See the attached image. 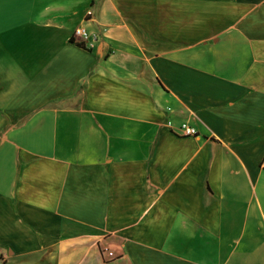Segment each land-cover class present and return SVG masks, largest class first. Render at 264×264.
<instances>
[{"label": "crops", "instance_id": "obj_1", "mask_svg": "<svg viewBox=\"0 0 264 264\" xmlns=\"http://www.w3.org/2000/svg\"><path fill=\"white\" fill-rule=\"evenodd\" d=\"M263 156L264 0H0V264H264Z\"/></svg>", "mask_w": 264, "mask_h": 264}, {"label": "built area", "instance_id": "obj_2", "mask_svg": "<svg viewBox=\"0 0 264 264\" xmlns=\"http://www.w3.org/2000/svg\"><path fill=\"white\" fill-rule=\"evenodd\" d=\"M72 36L73 39L81 40L86 47H91L93 45L92 41L94 40V35H89L83 27H75L73 29ZM166 124L170 126L171 122L166 121ZM177 128L182 135H195V129L185 122L179 123ZM260 167L264 168V156L260 161ZM106 254L109 257H112L111 251H106Z\"/></svg>", "mask_w": 264, "mask_h": 264}]
</instances>
